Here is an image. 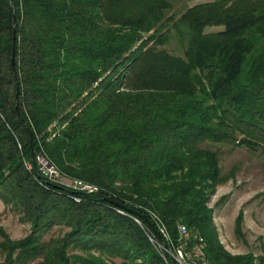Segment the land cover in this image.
<instances>
[{"label":"trees","instance_id":"trees-1","mask_svg":"<svg viewBox=\"0 0 264 264\" xmlns=\"http://www.w3.org/2000/svg\"><path fill=\"white\" fill-rule=\"evenodd\" d=\"M170 8L0 0V199L31 224L17 240L0 228V264H175L149 238L163 241L160 225L175 241L179 222L202 236L208 264H264L219 241L208 202L225 175L201 145L264 157V0ZM171 30L183 54L160 46ZM38 154L98 189L55 182ZM54 224L69 230L44 240Z\"/></svg>","mask_w":264,"mask_h":264},{"label":"rangeland","instance_id":"rangeland-1","mask_svg":"<svg viewBox=\"0 0 264 264\" xmlns=\"http://www.w3.org/2000/svg\"><path fill=\"white\" fill-rule=\"evenodd\" d=\"M170 1L171 8L168 9L167 14L178 17L187 6L206 0ZM160 46L172 53L183 54V44L174 30L169 32L168 40ZM201 145L217 149L220 168L222 174L225 175L224 179L216 185L215 192L208 202L212 207V218L216 225L219 241L230 254L250 252L256 257L264 255V157L262 153L229 140L217 142L205 140ZM38 155L43 162H47L44 157ZM37 156L39 168L41 161H38ZM25 163L30 167V163L27 161ZM238 218H240L239 228H237ZM0 228L10 239L17 240L30 233L31 224L29 221L19 218L10 205L0 199ZM68 230L67 225L54 224L42 238L44 240L60 238ZM192 232L199 234L195 230ZM166 235L172 239L168 233ZM163 238V242L167 241L165 236ZM69 252V254L71 252L80 253L78 249L73 248H70ZM158 252L162 257V252L159 250ZM95 254L97 253L95 252ZM4 257V253L0 251V262L4 260ZM109 259L112 264H122L119 257L110 256ZM162 259L165 262L163 257ZM38 261L39 259H35L27 264H37ZM167 261L166 263H171L168 258Z\"/></svg>","mask_w":264,"mask_h":264},{"label":"built area","instance_id":"built-area-1","mask_svg":"<svg viewBox=\"0 0 264 264\" xmlns=\"http://www.w3.org/2000/svg\"><path fill=\"white\" fill-rule=\"evenodd\" d=\"M37 157L38 161H41L39 162V169L55 182L64 184L75 190L86 192L98 189L96 184L88 182L82 178H71L60 174L54 165L43 162L39 155ZM75 198L77 200L79 199L78 197ZM117 210L124 212V210L120 208H117ZM135 219L138 220L137 218ZM159 231L166 237V243L163 241L153 240L151 237L149 239L154 242L156 244H154L156 248L162 252V257L165 262H168V258L169 262H174L175 264H208L204 250L205 244L202 236L188 229V226L185 223H178V239L175 241L168 238L164 226H160Z\"/></svg>","mask_w":264,"mask_h":264},{"label":"water","instance_id":"water-1","mask_svg":"<svg viewBox=\"0 0 264 264\" xmlns=\"http://www.w3.org/2000/svg\"><path fill=\"white\" fill-rule=\"evenodd\" d=\"M11 62L13 63V56L11 57Z\"/></svg>","mask_w":264,"mask_h":264}]
</instances>
